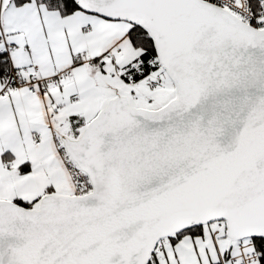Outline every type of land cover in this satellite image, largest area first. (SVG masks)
<instances>
[{
	"label": "snow or ice",
	"instance_id": "1",
	"mask_svg": "<svg viewBox=\"0 0 264 264\" xmlns=\"http://www.w3.org/2000/svg\"><path fill=\"white\" fill-rule=\"evenodd\" d=\"M0 264H264V0H0Z\"/></svg>",
	"mask_w": 264,
	"mask_h": 264
}]
</instances>
